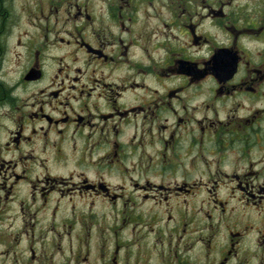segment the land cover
<instances>
[{
  "label": "flooded vegetation",
  "instance_id": "flooded-vegetation-1",
  "mask_svg": "<svg viewBox=\"0 0 264 264\" xmlns=\"http://www.w3.org/2000/svg\"><path fill=\"white\" fill-rule=\"evenodd\" d=\"M232 2L0 0V200L18 217L45 209L30 227L19 218L15 243L41 264L80 243L69 264L91 252L97 264H264V226L246 218L264 212V111L229 101H264V48L248 58L242 43L264 35V1ZM232 60L233 76L217 80L211 68ZM197 191L208 198L184 213ZM30 254L22 264H40Z\"/></svg>",
  "mask_w": 264,
  "mask_h": 264
},
{
  "label": "rangeland",
  "instance_id": "rangeland-1",
  "mask_svg": "<svg viewBox=\"0 0 264 264\" xmlns=\"http://www.w3.org/2000/svg\"><path fill=\"white\" fill-rule=\"evenodd\" d=\"M224 2L226 1H233L232 2V6L235 5V6H241L243 7V9H246V10H249V11H252V9H255L257 5L260 4V2H262V0H223ZM264 1V0H263ZM15 2L19 3L20 0H15ZM245 2H249V4H246ZM23 3V2H22ZM20 5V4H18ZM160 7V5H159ZM218 7H217V10L218 11ZM158 10V9H157ZM225 13H228V9L225 8ZM232 14V13H231ZM230 14V15H231ZM254 15V14H253ZM151 23H152V26L153 28L157 25V22L155 20H151ZM207 24L204 25L205 29L207 31H210L211 32V37L212 39L217 43V44H226V37L223 35V33H220L218 32L217 30H214L212 28L209 27V29L206 28ZM164 33H168L169 31L168 30H163ZM245 36V35H243ZM247 49H245L246 53H247V56L248 58L251 57L253 54H255L258 50L264 48V35L262 36L261 40L259 39L258 41H255V40H251L249 38V36H247V38H245L242 42ZM248 46V47H247ZM256 64H258V58L254 60ZM255 65V64H254ZM248 70L251 69V68H256L257 70L260 69V67H246ZM260 76V81L262 82H259V84L261 83L262 85V90L264 91V72H263V78H262V74L260 73L259 74ZM168 84H171V81L169 79L168 81ZM258 85L257 83H250V85H248L247 83V86H249L251 89L252 88H255V86ZM225 91L226 89H223L221 95H224L225 94ZM203 92H204V88H201V91L195 93V95H197L198 97V102H202V99H203ZM186 93V92H185ZM185 95H188L187 93ZM206 95V94H205ZM233 96H236V94H233L231 95L230 97H233ZM250 94L248 95H243L241 96L240 98H237V99H230L229 101H235L236 103H239L241 104V108L244 107V109L242 111H261L263 112L264 110H262L261 108H263V104H264V101H261V102H255L253 101L252 99H250ZM236 106V105H235ZM218 112H222L224 111V109H222L221 107H218L217 108ZM256 109H259V110H256ZM239 110V109H238ZM226 111V110H225ZM62 166V165H61ZM69 163L64 166V170H57V167H54V169L57 171L56 172V175H66L68 173L69 170H72L70 169L69 167ZM68 175V174H67ZM1 181V180H0ZM2 182V181H1ZM0 182V183H1ZM19 185H22V183H20ZM1 185H0V191H1ZM16 192H18L19 194V197H18V200H21L23 201V203H27V199H26V193H25V190L23 191H19L18 188H16ZM221 196H222V193H220V196L218 197V199L220 201L221 200ZM191 197H188L186 200V204H184V213H190L191 212V209L193 210H199L200 209V206L202 205V201H204L206 198H208L205 194H203L201 191H197L195 193V195ZM18 202V201H17ZM195 203H199L198 205H193ZM17 204V203H16ZM231 205V204H230ZM147 210H152L151 209H148L150 206L149 204H146L145 205ZM188 208H187V207ZM64 206L62 205L60 207L63 208ZM8 207L6 206H3V204L1 203V200H0V264H22L26 259H27V255L26 254H30L29 250H28V247L25 246V242H20L18 241L17 243H15L14 239L16 238V236H11V234L14 232V230L16 231L17 229H19V218L21 220H23V224L25 227H30V224H28L29 221H32L34 220L36 217H39L40 220L44 219V212L43 210L45 209H38L36 210L34 213H31L30 211H23V212H20L19 213L21 214L20 216L21 217H18L19 214H15L13 213L12 214V210H7ZM185 209H187V211L185 212ZM204 212L203 214H201L199 216V221L198 223L201 225V226H207V224H212V220H208L207 217L208 216H211L212 214L214 215L215 213H210L208 210H207V206H204ZM260 210L264 211V208H260ZM36 213V214H35ZM183 213L184 217H186V215ZM218 214H220V212H218ZM182 215V216H183ZM215 216V215H214ZM214 216H213V219H214ZM50 219H52V217H48ZM223 220L219 223L221 224H226L227 221H228V217L227 216H224L223 215ZM246 218L250 221V224H254L256 226H264V212L263 214L260 216V217H257L256 214L252 213V212H246ZM107 219L111 220L113 219L112 216H107ZM233 221H238L239 219L241 220V217L239 215H231V218ZM28 221V222H27ZM215 221V224L214 225H217L218 224V221ZM147 224H149V228H153V227H156V223L154 222H146ZM161 224L163 226L166 225V222L163 221L161 222ZM108 226H107V223L106 222H102L101 223V226L100 227H97L96 228V231H97V234L101 235V237H103V241H104V246L107 247L108 245H112L113 244V239L115 240L116 239V235L110 231H107ZM169 228V227H168ZM107 239V240H105ZM11 240H13V242L9 243ZM23 241V240H22ZM9 243V244H8ZM97 244V240L96 238H94V246H96ZM60 248V250H59ZM71 250H69V248H66L64 246V244H61L59 245L58 248H55V253H54V258L53 260L50 258L48 264H69V258H68V255H70L69 251H72V254L73 255H82V253H80V251L82 250V245L81 243L80 244H74L72 246V248H70ZM35 250V255L37 256V258H34L32 256V254L29 255V257L33 260H35L37 263H40L41 264V260H40V254L41 253H37V249L34 248ZM7 255H8V258H7ZM96 255L93 254L91 252L90 254V260L88 261L87 264H97L96 262V259H95ZM28 264L31 263V260H28L27 261ZM202 264V263H200Z\"/></svg>",
  "mask_w": 264,
  "mask_h": 264
},
{
  "label": "water",
  "instance_id": "water-1",
  "mask_svg": "<svg viewBox=\"0 0 264 264\" xmlns=\"http://www.w3.org/2000/svg\"><path fill=\"white\" fill-rule=\"evenodd\" d=\"M220 13V12H218ZM224 52L223 51H219L214 57H213V60H214V63L215 64H220V63H224L223 60L226 59L224 57ZM236 61L232 60L230 62V65L229 67H212L211 70H212V75L219 81H225V80H228L230 79L233 74L235 73L236 71Z\"/></svg>",
  "mask_w": 264,
  "mask_h": 264
}]
</instances>
